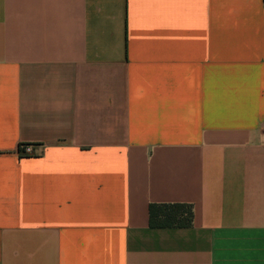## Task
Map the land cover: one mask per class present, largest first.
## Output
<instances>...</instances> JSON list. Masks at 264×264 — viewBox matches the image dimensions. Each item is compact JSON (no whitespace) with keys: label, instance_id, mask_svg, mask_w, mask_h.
<instances>
[{"label":"crops","instance_id":"1","mask_svg":"<svg viewBox=\"0 0 264 264\" xmlns=\"http://www.w3.org/2000/svg\"><path fill=\"white\" fill-rule=\"evenodd\" d=\"M0 264H264V0H0Z\"/></svg>","mask_w":264,"mask_h":264},{"label":"trees","instance_id":"2","mask_svg":"<svg viewBox=\"0 0 264 264\" xmlns=\"http://www.w3.org/2000/svg\"><path fill=\"white\" fill-rule=\"evenodd\" d=\"M194 221L190 204H152L149 208V224L152 229L191 228Z\"/></svg>","mask_w":264,"mask_h":264},{"label":"built area","instance_id":"3","mask_svg":"<svg viewBox=\"0 0 264 264\" xmlns=\"http://www.w3.org/2000/svg\"><path fill=\"white\" fill-rule=\"evenodd\" d=\"M23 155H29L32 153V147L31 146H23L22 148Z\"/></svg>","mask_w":264,"mask_h":264}]
</instances>
